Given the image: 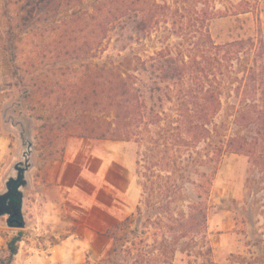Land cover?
Returning a JSON list of instances; mask_svg holds the SVG:
<instances>
[{
    "label": "trees",
    "instance_id": "16d2710c",
    "mask_svg": "<svg viewBox=\"0 0 264 264\" xmlns=\"http://www.w3.org/2000/svg\"><path fill=\"white\" fill-rule=\"evenodd\" d=\"M12 4L0 52L9 59L6 67L22 87L27 110L42 119L40 130L51 116L37 108H45L44 99L59 89L60 112L68 115L59 127L68 136L142 147L136 159L142 196L135 212L106 230L111 242L97 260L80 264H175L179 254L213 264L206 224L210 192L228 153L246 156L253 175L247 188L259 195L264 222V0ZM241 15L252 16L253 34L215 42L208 23ZM43 16H58L57 30L66 26L74 36L48 57L83 62L82 75L61 87L45 72L32 74L35 59L47 58L43 49L24 51ZM153 32H160L161 46L134 49ZM110 41L114 53L103 57ZM57 70L76 72L68 66ZM15 241L8 242L10 255Z\"/></svg>",
    "mask_w": 264,
    "mask_h": 264
},
{
    "label": "rangeland",
    "instance_id": "374dc122",
    "mask_svg": "<svg viewBox=\"0 0 264 264\" xmlns=\"http://www.w3.org/2000/svg\"><path fill=\"white\" fill-rule=\"evenodd\" d=\"M12 1L0 0V45L3 30L12 20ZM82 7L80 4L77 8ZM57 17L43 16L23 47L27 52L44 50L47 58L41 63L40 59H35L32 74L45 72L61 87L79 78L84 67L82 60L76 63L48 57L55 47L74 40L66 26L57 30ZM208 28L215 42H220L252 35L255 24L252 16L241 15L211 20ZM159 35L160 32H153L150 39L134 44V49L151 51L161 46L157 41ZM174 40L171 37L168 41ZM111 45L112 41L103 57L114 53ZM122 53L127 54L128 50ZM8 60L0 52V191L4 190L5 179L14 172V165L23 160V155L29 169L23 190L25 226L9 227L4 217H0V264H80L85 259L94 262L110 245L106 230L135 212L141 199L139 172L142 169L136 159L142 147L135 141L106 144L103 142L108 139L68 136L59 127L68 118L60 112L59 89L51 99H44L45 108L37 106L46 116H51L48 126L41 131L42 119H36L27 110L22 87L14 84L12 69L6 67ZM94 62H99V58ZM60 66L76 68V72L61 73L57 70ZM69 140L74 149L70 152L71 162L64 163ZM101 144L107 146L101 147ZM247 162L242 154H225L215 175L206 222L213 264H264V222L259 214L262 206L257 200L259 195L248 191L247 183L253 175ZM64 186L80 187L87 207L78 208L68 198ZM106 206L112 207L114 214L105 213ZM14 238L16 253L10 255L8 242ZM188 260L179 254L175 264L201 262Z\"/></svg>",
    "mask_w": 264,
    "mask_h": 264
},
{
    "label": "water",
    "instance_id": "95a60500",
    "mask_svg": "<svg viewBox=\"0 0 264 264\" xmlns=\"http://www.w3.org/2000/svg\"><path fill=\"white\" fill-rule=\"evenodd\" d=\"M14 165V172L4 181V190L0 191V217L9 227H24L25 220L22 213L23 190L25 188V173L29 169L26 157Z\"/></svg>",
    "mask_w": 264,
    "mask_h": 264
},
{
    "label": "crops",
    "instance_id": "0c3cea01",
    "mask_svg": "<svg viewBox=\"0 0 264 264\" xmlns=\"http://www.w3.org/2000/svg\"><path fill=\"white\" fill-rule=\"evenodd\" d=\"M104 141L105 142H103V143H106V144L116 142V141H113V140H104ZM106 144H101V147H102V145L104 147L107 146ZM73 147H74V144L72 143V141L69 140V143L67 145V148L65 149L64 156H63L64 163H66L68 161L71 162L70 161V159H71V157H70L71 153L70 152H71V150L74 149ZM104 150L107 151L106 148ZM106 153L107 152H104L103 155L106 156L105 155ZM76 164L80 165L78 162H76ZM64 188H65L64 191L67 194L68 198L70 200H72L73 203H75L78 206V208L87 207V205L85 203V198H84L83 191L80 190L81 189L80 187H78V186H64ZM95 208H96V206H95ZM103 211L105 213H109L111 215L114 214V211H113V208L112 207H107L106 206V207H104Z\"/></svg>",
    "mask_w": 264,
    "mask_h": 264
},
{
    "label": "flooded vegetation",
    "instance_id": "af4514ba",
    "mask_svg": "<svg viewBox=\"0 0 264 264\" xmlns=\"http://www.w3.org/2000/svg\"><path fill=\"white\" fill-rule=\"evenodd\" d=\"M4 217V216H3Z\"/></svg>",
    "mask_w": 264,
    "mask_h": 264
}]
</instances>
